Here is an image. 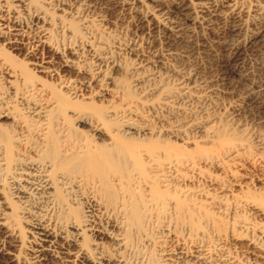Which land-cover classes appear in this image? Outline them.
<instances>
[{"label": "bare ground", "instance_id": "6f19581e", "mask_svg": "<svg viewBox=\"0 0 264 264\" xmlns=\"http://www.w3.org/2000/svg\"><path fill=\"white\" fill-rule=\"evenodd\" d=\"M149 1L150 30L246 11L244 0ZM69 2L0 0V263L27 243L35 264H264L262 219L235 220L239 201L197 177L199 162L220 167L236 148L223 139L204 158L141 121L140 97L113 76L112 36ZM253 8L264 19V0Z\"/></svg>", "mask_w": 264, "mask_h": 264}, {"label": "rangeland", "instance_id": "374dc122", "mask_svg": "<svg viewBox=\"0 0 264 264\" xmlns=\"http://www.w3.org/2000/svg\"><path fill=\"white\" fill-rule=\"evenodd\" d=\"M82 1L96 27L112 36L110 52L119 66L113 76L140 97L141 121L164 124L168 137L203 150L204 158L220 152L223 139L235 147L238 153L220 167L199 162V183L216 197L239 201L235 220L264 224L253 213L264 205V19L253 13L260 0H244L247 12L227 19L179 14L172 31L145 28L149 0ZM188 86L195 95L190 99L183 93ZM14 252L20 254L11 264H35L29 244Z\"/></svg>", "mask_w": 264, "mask_h": 264}]
</instances>
